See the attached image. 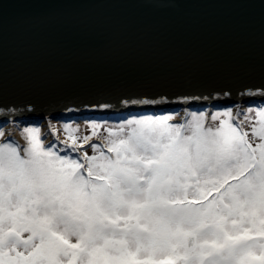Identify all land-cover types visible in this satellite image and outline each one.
I'll use <instances>...</instances> for the list:
<instances>
[{"label": "snow or ice", "instance_id": "1", "mask_svg": "<svg viewBox=\"0 0 264 264\" xmlns=\"http://www.w3.org/2000/svg\"><path fill=\"white\" fill-rule=\"evenodd\" d=\"M228 75L112 119L0 87V264H264V60Z\"/></svg>", "mask_w": 264, "mask_h": 264}, {"label": "water", "instance_id": "2", "mask_svg": "<svg viewBox=\"0 0 264 264\" xmlns=\"http://www.w3.org/2000/svg\"><path fill=\"white\" fill-rule=\"evenodd\" d=\"M262 60L264 0H16L0 18V87L54 117L123 118L146 107L118 103L124 93L162 87L204 104L193 89L232 81L240 91L245 80L228 74Z\"/></svg>", "mask_w": 264, "mask_h": 264}, {"label": "bare ground", "instance_id": "3", "mask_svg": "<svg viewBox=\"0 0 264 264\" xmlns=\"http://www.w3.org/2000/svg\"><path fill=\"white\" fill-rule=\"evenodd\" d=\"M9 127L11 128L12 126L11 125H9ZM18 133L16 132V130H14L13 132H12V136L13 137H15L16 135H17ZM19 138V137H18ZM21 138H19V140H20ZM49 139H50V137H49Z\"/></svg>", "mask_w": 264, "mask_h": 264}, {"label": "rangeland", "instance_id": "4", "mask_svg": "<svg viewBox=\"0 0 264 264\" xmlns=\"http://www.w3.org/2000/svg\"><path fill=\"white\" fill-rule=\"evenodd\" d=\"M16 132L18 133V130H16ZM18 137L20 138L19 133L14 138L17 139V140H19ZM48 139H49V137H48Z\"/></svg>", "mask_w": 264, "mask_h": 264}]
</instances>
